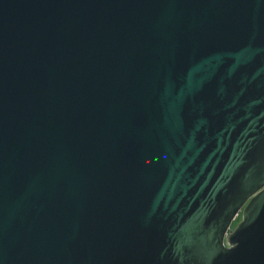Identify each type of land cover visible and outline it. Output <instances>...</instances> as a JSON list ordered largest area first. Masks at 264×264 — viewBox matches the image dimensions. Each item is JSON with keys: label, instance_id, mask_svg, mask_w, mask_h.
<instances>
[{"label": "water", "instance_id": "obj_1", "mask_svg": "<svg viewBox=\"0 0 264 264\" xmlns=\"http://www.w3.org/2000/svg\"><path fill=\"white\" fill-rule=\"evenodd\" d=\"M0 264H264V0H0Z\"/></svg>", "mask_w": 264, "mask_h": 264}, {"label": "rangeland", "instance_id": "obj_2", "mask_svg": "<svg viewBox=\"0 0 264 264\" xmlns=\"http://www.w3.org/2000/svg\"><path fill=\"white\" fill-rule=\"evenodd\" d=\"M239 218H240V213L238 214V216L236 217V219H239ZM236 219L234 218V219L232 220V222H231V224H230L231 227L235 225V221H236Z\"/></svg>", "mask_w": 264, "mask_h": 264}, {"label": "flooded vegetation", "instance_id": "obj_3", "mask_svg": "<svg viewBox=\"0 0 264 264\" xmlns=\"http://www.w3.org/2000/svg\"><path fill=\"white\" fill-rule=\"evenodd\" d=\"M236 221H237V219H236ZM236 221H235V223H236Z\"/></svg>", "mask_w": 264, "mask_h": 264}]
</instances>
